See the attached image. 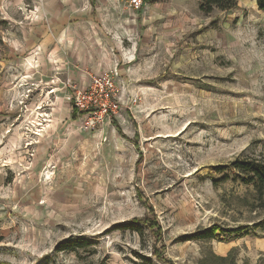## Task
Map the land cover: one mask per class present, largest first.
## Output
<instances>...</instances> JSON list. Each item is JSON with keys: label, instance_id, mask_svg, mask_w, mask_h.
Returning a JSON list of instances; mask_svg holds the SVG:
<instances>
[{"label": "rangeland", "instance_id": "374dc122", "mask_svg": "<svg viewBox=\"0 0 264 264\" xmlns=\"http://www.w3.org/2000/svg\"><path fill=\"white\" fill-rule=\"evenodd\" d=\"M199 1L0 0V260L264 264L261 227L184 239L264 218V188L214 170L264 162V12ZM34 69L55 93L32 100ZM104 70L118 72L117 112L88 129L65 82ZM133 218L138 231L117 227Z\"/></svg>", "mask_w": 264, "mask_h": 264}, {"label": "trees", "instance_id": "16d2710c", "mask_svg": "<svg viewBox=\"0 0 264 264\" xmlns=\"http://www.w3.org/2000/svg\"><path fill=\"white\" fill-rule=\"evenodd\" d=\"M257 9L261 12H264V0H253ZM238 0H200L198 3V9L205 13L209 14L213 11L219 12H231L237 7ZM72 107V115L75 118L78 114L76 110ZM214 170L220 172L223 170H231L235 171L238 175L237 177L245 184H252L257 188H264V162L257 160L255 158H235L227 164L217 165L214 167ZM138 219L133 218L132 221H126L122 224H119L117 227L119 228H129L132 230H139V226L137 225ZM152 227V224H151ZM257 227L264 228V218L260 219L258 222L252 224V226L248 224L238 225L230 228H222L219 225L213 224L209 227L196 230L192 232L190 235L185 236V240H210L216 238L218 235L230 234L232 238L247 235L250 233V229H254ZM158 229V228H157ZM3 240V235L0 233V242ZM90 243L87 240L79 239L75 241L65 240L59 243L56 246L57 250H68L73 249L75 247H86ZM152 254L159 257L160 255H156L158 252L155 248H152ZM216 259L222 263H225L229 260L228 256H214ZM208 263L207 258H202L200 264ZM234 262H230L228 264H233ZM0 264H9L8 262L0 260Z\"/></svg>", "mask_w": 264, "mask_h": 264}, {"label": "built area", "instance_id": "2783aa9c", "mask_svg": "<svg viewBox=\"0 0 264 264\" xmlns=\"http://www.w3.org/2000/svg\"><path fill=\"white\" fill-rule=\"evenodd\" d=\"M123 4L137 11L142 8L145 0H121ZM117 70H104L101 74L90 75L85 87L67 80L65 84L71 88L70 99L78 116L83 118V126L94 129L103 124L117 112ZM44 122L46 118H43Z\"/></svg>", "mask_w": 264, "mask_h": 264}, {"label": "crops", "instance_id": "0c3cea01", "mask_svg": "<svg viewBox=\"0 0 264 264\" xmlns=\"http://www.w3.org/2000/svg\"><path fill=\"white\" fill-rule=\"evenodd\" d=\"M146 1V0H145ZM145 1H144V3H145ZM140 10V9H139ZM138 11V10H137ZM31 60V59H30ZM29 60V58H26V59H23V61L25 62L24 63V66L25 67H27V65H28V67H27V69L28 68H32V62H33V60L32 61H30ZM33 74H32V77L29 79V82H28V84H25V86H26V88H28V90L30 91L29 93H34V95L36 94V98H33L32 100H36L37 99V96L39 97H42L43 98V96H45V94H46V96H49V95H51V94H53V93H55V89L54 88H52V87H47V86H44L43 88H45V90L43 91L42 90V92L40 93V92H38L39 91V86H41V84L39 83V75H38V73H39V71L38 70H36V69H34L33 70V72H32ZM36 74L38 75V76H36ZM88 84V81H87V79H84V78H80V80H78V85L79 86H81V87H85L86 85ZM51 90H54L53 92H51V93H49ZM47 91V92H46ZM40 93V94H39ZM32 94H30L29 95V97H31L32 96ZM34 95L32 96V97H34ZM45 98V97H44ZM41 118L43 119V116H41ZM47 119H49V118H47ZM44 120V119H43ZM46 120V119H45ZM47 122L48 121H46V124H47Z\"/></svg>", "mask_w": 264, "mask_h": 264}]
</instances>
